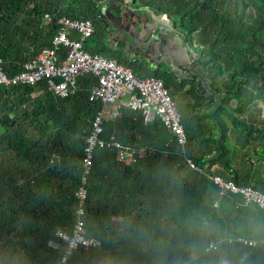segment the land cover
<instances>
[{
    "label": "trees",
    "instance_id": "obj_1",
    "mask_svg": "<svg viewBox=\"0 0 264 264\" xmlns=\"http://www.w3.org/2000/svg\"><path fill=\"white\" fill-rule=\"evenodd\" d=\"M133 5L169 17L185 43L197 48L203 73H210L204 89L195 78L177 82L172 73L133 68L112 52L95 0H0V61L9 75L50 47L57 18L67 16L92 23L88 53L115 60L139 78L162 79L173 99L182 92L191 99L189 115H182L184 154L158 120L144 124L123 108L119 118L106 121L104 137L137 143V162L120 170L113 152L98 150L86 171L85 141L100 109L88 102L91 77L64 99L45 83L0 86V264H58L66 245L57 232H72L81 188L89 195L86 236L101 247L78 250L68 264H264V212L245 207L240 197L222 198L207 177L214 173L264 194V130L243 118L255 99L264 101V0ZM186 157L202 172L191 170ZM116 205L119 211L108 212ZM134 207L142 214L133 215ZM112 217L122 218L125 233L113 231ZM237 238L257 245L244 247ZM223 240L216 252L205 253L208 244Z\"/></svg>",
    "mask_w": 264,
    "mask_h": 264
},
{
    "label": "built area",
    "instance_id": "obj_2",
    "mask_svg": "<svg viewBox=\"0 0 264 264\" xmlns=\"http://www.w3.org/2000/svg\"><path fill=\"white\" fill-rule=\"evenodd\" d=\"M49 20L48 16H45ZM58 31L50 47L27 63L18 74L9 75L0 61V86L13 87L45 83L56 96L64 99L76 95L79 80L91 77L88 88V102L98 103V109L91 122L90 133L86 137L83 168L90 171L98 150H108L115 154L120 166H131L137 162L139 151L123 145L114 134L104 137L106 121L120 117L125 108L139 114L144 124L158 120L174 136L176 143L185 151L188 140L182 124V116L170 91L162 79L155 76L139 78L133 72L119 65L115 60L105 59L88 53L84 46L93 36L94 28L87 19H72L67 16L57 18ZM127 98V100H125ZM186 165L195 172H202L192 158L186 157ZM219 190V195L240 197L245 207L254 206L264 212V194L251 188H240L217 174L207 175ZM88 191L81 188L76 193L77 221L71 233L58 231L57 236L65 243L64 254L58 264H68L71 256L80 249L95 250L101 241L86 236L84 205ZM219 201L214 203L219 209ZM225 242H211L205 253H214ZM236 243L254 248L257 243L237 238ZM264 247V239L259 242ZM187 264V263H185Z\"/></svg>",
    "mask_w": 264,
    "mask_h": 264
},
{
    "label": "crops",
    "instance_id": "obj_3",
    "mask_svg": "<svg viewBox=\"0 0 264 264\" xmlns=\"http://www.w3.org/2000/svg\"><path fill=\"white\" fill-rule=\"evenodd\" d=\"M118 3L120 5L124 4V2H120V1H118ZM144 14L146 15L147 13L144 12ZM147 19L150 20V22H148L150 24H147L145 26V25L140 24L138 18L136 20L134 17L128 20L129 23H126L124 21L125 20L124 17L122 16L120 19L122 24H119L118 31H116L115 33L113 32L110 33L109 30H107L105 27H102L104 29V31L102 30V33L107 36L106 39H107L108 47L112 50V52L121 54V56L124 59H126L128 63L130 62L133 64V62H139L141 63V65L146 66L148 68L156 69L157 71H160L161 68H158V67L163 62L167 64V66L165 67H169V68H166L168 73H174L173 70L171 69V65L174 66L173 69L179 66L181 67L183 66L184 68L183 67L180 68V70L182 71V78L184 77L181 80L194 79L191 76L192 70L190 68L194 62L192 61L193 53L189 52L190 49H189L188 44H184L182 41H179V43H177L176 42L177 34L172 33L166 29L160 31L161 34H160L159 39L152 40L150 36V30L155 25L152 19H150L149 17ZM144 24H146V21H144ZM148 25L150 26L152 25V27L148 28ZM128 31H130L132 35H129V38L126 40V38H124L122 34L126 35ZM150 44L152 45V47H150ZM131 46H136L137 49L134 51L130 50L131 48L129 47ZM185 58L187 59V62L183 64V61L185 60ZM187 69L190 71H187ZM198 84H199L198 85L199 88H205L204 86H206L204 83L200 86L199 81H198ZM137 116H140V115H137ZM243 118L249 119L246 116V113L244 114ZM258 120L262 121L263 119L258 118ZM129 146H132L135 149L136 148L138 149L139 147L137 143L133 145H129ZM181 150H182V153L184 154V151L182 148ZM116 209H118V211L120 210L118 206L116 205L115 207H111L108 210V212L110 210H116ZM139 214H142V212H140L137 207H134L133 215L137 216ZM125 230L126 229L114 228L113 231L115 233H125L126 232Z\"/></svg>",
    "mask_w": 264,
    "mask_h": 264
},
{
    "label": "flooded vegetation",
    "instance_id": "obj_4",
    "mask_svg": "<svg viewBox=\"0 0 264 264\" xmlns=\"http://www.w3.org/2000/svg\"><path fill=\"white\" fill-rule=\"evenodd\" d=\"M97 1H95L97 4V8H98V11H96V18L99 20V24H101L102 27H105L107 30H109L110 33L111 32L115 33L116 31H118L119 24H122V22L120 21L122 16L124 17V19H125L124 21L126 23H129L128 20L134 17L136 20L138 18L140 24H142V25L146 26L147 24H150V23H148V22H150V20L147 19L148 16L144 15V12L143 13H137V12L133 11V9H135L137 7H134L133 2L130 0H97ZM118 1L124 2L125 5L123 3H122L123 5H120L118 3ZM140 7L141 6H139V8ZM144 21H146V24H144ZM149 27H152V25L151 26L148 25V28ZM152 28H155V26H153ZM181 34L183 35V37H180L179 35H177L176 42L179 43V41H182L184 44H188L189 49H190L189 52L193 53L194 47L190 46V44L187 41L185 43V41H184L185 40L184 39L185 34L184 33H181ZM129 35H132L130 31H128V33L126 35L122 34V36L124 38H126V40L129 38ZM129 48H131L130 50H133V51L137 49L136 46H131ZM160 48H161V46H160ZM195 52L193 53V60H192L194 62L192 64V66L190 67L192 70L191 76L193 78H195L197 80V82L199 81L200 86H201L205 82V80L208 79V77L203 78V76H205L203 73V68L200 67L199 56ZM186 62H187V59L185 58V60L183 61V64H185ZM165 66H167V64L165 62H163V63H161V65L158 68H161L160 71L165 72L167 74L166 68H169V67H165ZM173 67L174 66L171 65V69L174 72V73H172L173 79L175 81L179 82V81H181V79L184 78V77L182 78V71L180 70V68H182L183 66L182 67L181 66L176 67L175 69H173ZM187 71H190V70L187 69ZM200 72H202L203 74H201ZM263 102L264 101H262L260 99H255L254 103H252V105H250L248 110L246 111V116L252 122L254 121L253 124L257 123L258 126L264 130V111H262V110L260 111V109H259V105H261V108H262ZM253 117H254V119H253ZM258 118H263V121L260 122L258 120Z\"/></svg>",
    "mask_w": 264,
    "mask_h": 264
},
{
    "label": "rangeland",
    "instance_id": "obj_5",
    "mask_svg": "<svg viewBox=\"0 0 264 264\" xmlns=\"http://www.w3.org/2000/svg\"><path fill=\"white\" fill-rule=\"evenodd\" d=\"M138 13H143V12H138ZM102 30L104 31V29L102 28ZM195 51H197V48H195L194 47V51H193V53L195 52ZM196 53V52H195ZM211 56H212V54H211ZM141 67V63H139V62H133V68H140ZM154 70L155 71H157L156 69H152V68H149V72H150V74H153V72H154ZM158 72V71H157ZM160 72H162V71H160ZM159 73V72H158ZM163 73V72H162ZM201 74H203L202 72H200ZM204 75L205 76H203V78H205V77H210V73L209 72H206V74L204 73ZM206 81V80H205ZM197 83V82H196ZM197 85H199L198 83H197ZM201 89H204V88H201ZM125 100H127V98H125ZM174 101H175V103H176V105H177V109H178V112L181 114V116L182 115H189V111H188V105H189V103L191 102V99H190V97L188 96V95H186V93L185 92H182L180 95H178L175 99H174ZM259 109H260V111L262 110V111H264V107L262 106V108H261V105H259ZM183 117V116H182ZM255 117V116H254ZM254 117H253V119H254ZM261 119H263V118H261ZM263 121V120H262ZM262 121H260V122H262ZM254 122V121H253ZM254 125V127H256V126H258V124L256 123V124H253ZM136 150H139V149H137L136 148ZM123 166H119V169L120 170H123ZM108 218V217H107ZM114 217H112V222L114 223V227L115 228H119V229H124V223H123V220H122V218H115L114 220ZM123 246V245H122Z\"/></svg>",
    "mask_w": 264,
    "mask_h": 264
},
{
    "label": "water",
    "instance_id": "obj_6",
    "mask_svg": "<svg viewBox=\"0 0 264 264\" xmlns=\"http://www.w3.org/2000/svg\"><path fill=\"white\" fill-rule=\"evenodd\" d=\"M95 1H97V0H95ZM132 2L134 4V0ZM133 11L137 12V13L138 12H145V13H147L146 15H148V17L153 20L155 28H152L150 30V36H151L152 40L159 39L160 38V34H161L160 31H162L164 29H166V30H168V31H170L172 33H176L177 35H179L181 37V32H179L178 30H175L172 27L169 17L164 16V18H160L158 13L153 11V10H151L150 8H139L138 7V8L133 9ZM150 47H152L151 44H150ZM216 98L219 99V96L216 95Z\"/></svg>",
    "mask_w": 264,
    "mask_h": 264
},
{
    "label": "clouds",
    "instance_id": "obj_7",
    "mask_svg": "<svg viewBox=\"0 0 264 264\" xmlns=\"http://www.w3.org/2000/svg\"><path fill=\"white\" fill-rule=\"evenodd\" d=\"M160 18H164V16H161ZM93 28H94V27H93ZM138 151H139V150H138ZM139 154H140V152H139ZM222 264H227V262H226V261H223Z\"/></svg>",
    "mask_w": 264,
    "mask_h": 264
}]
</instances>
